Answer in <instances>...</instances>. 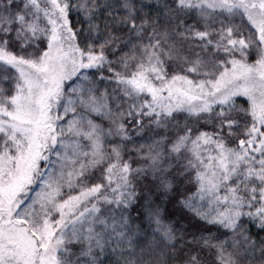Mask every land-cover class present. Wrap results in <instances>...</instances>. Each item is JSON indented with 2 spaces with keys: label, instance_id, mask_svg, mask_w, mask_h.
I'll list each match as a JSON object with an SVG mask.
<instances>
[{
  "label": "snow or ice",
  "instance_id": "obj_1",
  "mask_svg": "<svg viewBox=\"0 0 264 264\" xmlns=\"http://www.w3.org/2000/svg\"><path fill=\"white\" fill-rule=\"evenodd\" d=\"M0 264H264V0H0Z\"/></svg>",
  "mask_w": 264,
  "mask_h": 264
}]
</instances>
